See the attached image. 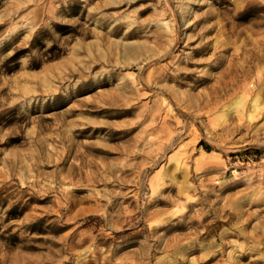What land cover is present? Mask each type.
<instances>
[{
    "label": "rangeland",
    "instance_id": "1",
    "mask_svg": "<svg viewBox=\"0 0 264 264\" xmlns=\"http://www.w3.org/2000/svg\"><path fill=\"white\" fill-rule=\"evenodd\" d=\"M0 264H264V0H0Z\"/></svg>",
    "mask_w": 264,
    "mask_h": 264
}]
</instances>
